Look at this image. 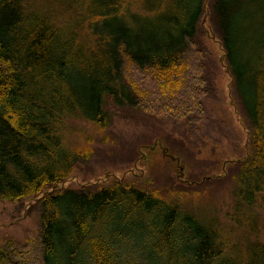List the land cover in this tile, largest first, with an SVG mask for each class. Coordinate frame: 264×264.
I'll use <instances>...</instances> for the list:
<instances>
[{"label":"trees","instance_id":"obj_1","mask_svg":"<svg viewBox=\"0 0 264 264\" xmlns=\"http://www.w3.org/2000/svg\"><path fill=\"white\" fill-rule=\"evenodd\" d=\"M135 3L0 0V199L36 197L39 220L33 239L0 245V264H264V101L254 97L264 91V0L206 7L246 120V155L223 176L167 194L124 179L57 190L95 152L92 132L72 138L70 118L102 134L107 98L179 123L199 116L212 92L202 67L204 0H144L137 15L128 9ZM182 146L163 142L170 171L193 158ZM197 163H186L188 177ZM215 184L229 188L226 221L197 217L183 203L191 195L200 202L189 188Z\"/></svg>","mask_w":264,"mask_h":264},{"label":"rangeland","instance_id":"obj_2","mask_svg":"<svg viewBox=\"0 0 264 264\" xmlns=\"http://www.w3.org/2000/svg\"><path fill=\"white\" fill-rule=\"evenodd\" d=\"M149 1L154 3V0ZM143 2L144 0H136L132 4L133 8L128 6L129 12L134 15L142 13ZM208 4L209 0H204L205 10L200 24L205 30L201 37L205 47L203 74L212 92L201 98L203 112L197 117L184 118L179 123H173L143 114L132 107H118L105 98L104 108L111 116V123L102 134H94L93 126L82 117L67 120L72 122V138L78 135L79 129L93 133L92 146L95 152L88 161H78L67 179L57 184V190L77 188L82 184L95 189L96 186L106 185L116 179H124L138 183L147 191L158 189L167 194L169 190L164 189L169 186L188 187L192 182L201 183L203 177L223 176L229 161L248 153L245 147L247 133L243 122L246 120L243 109L233 94L219 36L206 12ZM76 83L81 84L78 79L73 82L75 86ZM68 95L73 98L69 91ZM74 95L80 101L86 99V94L80 89H76ZM254 97L264 101V91H256ZM194 121H197L196 124ZM167 138L182 144L194 159L185 161L180 158V163L176 162L171 171L166 168L163 164L165 150L162 146ZM191 162L198 163L190 174L192 176L188 177L186 167ZM195 173L197 175L193 176ZM226 184L231 188L229 182ZM219 185L204 189L210 196L203 190L189 188V191L198 190L196 194L198 193L200 202H195L196 196L191 195L184 199V206L197 217L204 218L206 215V219H209L214 215L226 221L224 213L230 207L229 188ZM36 201L34 196L13 201L0 199V245L8 239L21 243L26 238L33 239L37 235L39 220L37 206L34 204ZM238 235L240 240L244 233Z\"/></svg>","mask_w":264,"mask_h":264}]
</instances>
